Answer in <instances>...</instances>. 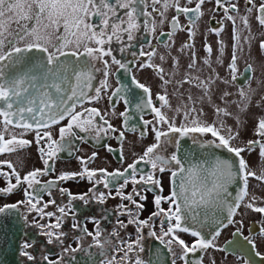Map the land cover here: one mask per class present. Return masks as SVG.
<instances>
[{
    "label": "snow or ice",
    "instance_id": "snow-or-ice-1",
    "mask_svg": "<svg viewBox=\"0 0 264 264\" xmlns=\"http://www.w3.org/2000/svg\"><path fill=\"white\" fill-rule=\"evenodd\" d=\"M138 2L143 4L145 0H0V153L22 151L33 143L24 138L25 135L34 133V142L43 163L42 168H33L21 176L11 161H0V165H7L10 169L7 172L0 170V176L6 181L0 186V196L6 197L23 189V199L0 204V220L14 219L13 237L20 234L18 242L13 240L17 264H37L35 252L38 245L35 238L27 235L29 228L36 229L47 245L61 249L55 259L41 252L40 264H65V256L77 251H85L91 260L93 254L83 247L85 236L92 239L89 249H98L99 264H162L159 253L155 261L141 255L146 250L145 229H148V237L159 241L171 255V264H177L178 260L182 264H204L205 257L213 250L228 253L229 249L235 256L234 264H258L255 258L264 262V253L259 250L260 241L264 240V224L259 227L258 235H245L243 220L236 219L242 207L264 217V198L249 193L250 178L264 183V115L255 121V139L242 142L240 131L244 127L241 115L247 113L252 102L255 100L257 106H264V79L257 82L252 76H245L247 83L237 87L235 95L238 99L235 101L230 99L234 93L227 90L244 75L239 71L238 61L244 45L253 40L251 34H243L249 30V17L239 16L241 28L237 25V17L230 14L239 11L238 5L232 0H215L217 9L223 8L225 18L233 25L232 53L226 65L228 76L222 78L212 68L213 47L205 42L203 48L208 55L202 63L209 73L204 76L203 69L198 67L200 61L192 41L195 25L203 16L205 0H187V4L194 3V7L181 5L180 0H152L153 4H161L163 9H153L161 17L160 25L166 22L169 8H174L177 13L191 14L187 26L179 24L177 15H173L170 21L174 30L188 33L181 51L189 50L190 62L177 79L179 61L176 58H172V62L177 71L169 74L162 66L170 53L160 54L162 63L158 64L138 62V57H148L151 61L157 56L156 48L133 52L129 64L117 59L112 48L108 47L113 40L122 42L126 37L128 43L122 44L120 51H128L130 42L135 40L136 32L141 28L138 15L152 16L147 11L138 12ZM247 3L255 6V19L264 27V0L258 5L255 0H247ZM120 10H124L123 16L118 14ZM252 11L253 7H248L247 12ZM156 23L155 20H146L144 31L155 32ZM209 31L219 37L224 31L222 22ZM173 34L167 33L169 40ZM217 43L216 63L223 65L224 41L218 40ZM166 47L171 48V45L166 44ZM258 47L264 50V36L259 39ZM107 57H111V64L130 74L133 67L154 69L157 73L161 91L155 94V101L151 87L140 82L134 74H131L130 85L121 84L108 96L110 102L114 97L124 101L125 111L119 116L125 118L127 125L130 119L128 106L132 103L129 96L134 98V89L142 90L143 98L134 107L139 112L150 110L152 119L141 116L144 130L140 135H147L150 127L154 142L123 168L109 171L106 167H91L98 157V153L93 152L87 157H75L80 164L78 171H62L54 178L40 179L55 172L59 153L72 152L74 139H85L74 129L89 133L96 140L118 133L116 138L122 142L120 160L124 162L125 132L114 127L106 118L108 113H102L96 107L82 112L75 110L85 99L98 101L101 94L108 91V77L113 73ZM246 67L249 72L254 71L252 64ZM97 72L102 73L104 79L94 88L95 95H89L88 90L93 88ZM253 82L257 83L256 88L252 87ZM221 83L225 88L220 87ZM184 85L189 88L184 89ZM169 86L173 88L171 94ZM172 97L177 100L175 105L171 102ZM206 104L212 108L214 118L211 120L207 118ZM233 104L237 110L235 113L229 110ZM66 117L67 123L59 126L58 136L55 135L53 126L60 125ZM228 118L235 119L236 130L226 123ZM14 129L21 131L16 133ZM132 130H136L135 126ZM207 134L211 139L203 138ZM186 140L191 143L187 144ZM103 147L109 152L114 151L109 144ZM257 149L259 171L254 170L244 156L245 152ZM215 150H223L228 155L222 157ZM165 173L169 174L167 195L163 194ZM76 180L87 181L91 187L85 192L73 193L68 187L61 186L62 182ZM129 184L133 187L127 192ZM98 185H102L105 191L99 190ZM231 185L237 186L235 195L229 190ZM113 189L114 196L122 203L112 212L105 209L102 217L105 220L109 215L117 217L111 232L105 233L100 227L101 219L95 216L86 218L95 225L94 230L89 231L78 220L74 202L80 201L85 206L92 202L104 205L113 197ZM55 192L66 197V202L57 204ZM149 192L153 193L155 210L141 219ZM165 204L167 207L163 206ZM50 205L55 211L47 210ZM124 216H127L126 221L122 219ZM68 218L73 221L71 229L80 232L75 248L65 246L68 234L63 225ZM157 220L159 234L155 228ZM230 225L235 226L234 239L225 241L227 247H221L218 240ZM129 226L135 228L134 239L121 235ZM184 235L191 237V241H187ZM190 254L199 255L190 260ZM72 259L75 260L74 255ZM0 264L4 262L0 260ZM92 264L96 261L92 260ZM210 264H216V260L212 258Z\"/></svg>",
    "mask_w": 264,
    "mask_h": 264
},
{
    "label": "flooded vegetation",
    "instance_id": "flooded-vegetation-1",
    "mask_svg": "<svg viewBox=\"0 0 264 264\" xmlns=\"http://www.w3.org/2000/svg\"><path fill=\"white\" fill-rule=\"evenodd\" d=\"M232 2L238 5V12H231L230 14L237 17V25L240 27L239 16L248 15L250 23L252 20L256 22V24L260 27L261 35L264 36V27H261L259 23L255 19L256 11L255 6L249 5L247 0H232ZM262 0H255V5H258ZM181 5H186L187 0H180ZM189 7H194V3L187 4ZM248 7H253V11L251 13L247 12ZM138 12L147 11L152 13L151 17H146L143 15H138L137 21L141 25V28L136 32V38L134 41L130 42L128 51L121 52L120 48L122 44L128 43L126 41V37L124 41L117 42L115 40L112 41L108 47H111L113 50V55L116 56L117 59H120L122 62L131 64L133 57L132 53L136 52L139 53L141 50L144 51H151L152 48L157 49V56L153 57L150 61L148 57H138L139 61L144 62H155V63H162L159 60L160 54H167L170 53V57L162 63L165 71L169 74L173 71H177L176 67L173 65L172 58H176L179 61V70L177 72V79L184 73L186 70L187 64L190 62L189 58V50L185 49L181 51L182 46L185 41L188 40V33L186 31L181 30H174L171 26V18L173 15L178 16L179 24L187 26L189 24L188 16L191 14H183L177 13L174 8H169L166 12V22L163 25L159 24V20L161 19L158 12H154L153 9H160L161 4H153L152 0H145V3H137ZM124 10L119 11V15L122 16ZM203 16L197 21L195 25V36L193 38L192 43L194 44V50L197 54V57L206 58L208 54L205 53L203 45L205 42L209 43L213 47V53L210 57L212 62V67L216 70L223 68L222 66L228 63L231 53H232V44L233 41L231 40V32H232V22L228 21L224 15V9L219 8L215 4V0H205V3L202 5ZM152 21L155 20L156 23V31H144V24L145 21ZM223 24L224 31L221 32L220 36H216L214 33L210 32V28L219 27L220 24ZM249 23V24H250ZM151 27V23H149V28ZM254 31V30H253ZM168 32H173V36L171 40L167 36ZM261 36V37H262ZM260 39V38H259ZM257 40V46L258 41ZM218 40L224 41V55H223V65L216 63V56L218 55V48L219 45L217 43ZM151 42V45H149ZM166 44H170L171 48L166 47ZM259 48V47H258ZM110 63V71L113 73L108 77V84L109 89L108 91L101 94L100 100H87L85 99L82 104H77L76 111H83V109L96 107L100 109L102 113H108L106 117L109 121L120 131L125 132L126 140L123 141V150L125 155L124 162L120 160V153L119 149L121 146V141L116 138L118 133H113L111 137H102L100 140H96L93 136L89 133H82L78 129H74L77 132L78 136L85 137L84 140L74 139L72 144V152L64 151L58 154V159L55 161V172L50 173L48 177H41L40 179L46 180L49 178H54L62 171H78L80 168L79 161L76 160V156H90L93 152L98 153V157L92 162L90 165L91 167L98 168V167H106L109 171L116 169V168H123L126 167L127 163H131L133 159L139 154H142L143 149L154 142V134L151 132V128L148 129V134L141 137L140 133L144 130V125L141 120V116L143 119L151 120L152 113L150 110L145 109L143 112H139L135 109L134 105L137 103L141 98H143L142 90L134 89V98L132 95L129 96V99L132 101L131 105H129V112L128 116L130 119L128 120L127 125H125L124 120L125 118L120 117L119 113L125 111V103L124 101L120 100L119 97H114L113 100L110 102L108 100V96L111 95L112 91L116 88L120 87L121 84H131V74H134L140 82L145 83L146 85L150 86L153 93V98L155 101V94L158 91H161L160 81L158 79V75L154 69L145 68L143 70H138L135 67L132 69V73H127L122 69H119L117 65L111 64V57H107ZM225 60V61H224ZM252 64L253 72H249L246 65ZM225 65V68H226ZM100 67L101 65H97ZM239 71L243 72L244 75L240 76L238 81L234 84V87H239L245 85L247 81L245 80V76H252L254 78L255 74V66L252 62L246 61L245 63H238ZM198 67L203 69L202 66L199 65ZM104 77L102 73L97 72L95 73V79L93 80V88L89 89V95H95L94 88L100 85V81L103 80ZM188 85H184V89H188ZM168 92L171 94L173 92L172 86H169ZM174 97H172L173 99ZM1 103V102H0ZM113 111L115 115H113ZM2 119V118H0ZM67 123V117L65 120L60 122V125L53 126L54 134L58 136V128L59 126H63ZM133 126H135L136 130L133 131ZM16 133H19L20 129H14ZM198 135V134H197ZM209 136L203 137L204 139H211L210 134ZM26 139L33 141V143L24 148L22 151L13 152V153H0V161H11L12 164L16 167L17 171L20 172L21 176H23L27 171L32 170L33 168H42L43 163L40 160L39 153L37 151V145L34 142V133H27L25 135ZM104 144H109L113 147L114 151L109 152L106 148L103 147ZM141 167H145L141 165ZM0 170L3 171H10L7 168V165H0ZM167 173L163 174V184H164V195L168 194L169 191V180H168ZM14 182V180H13ZM6 183L5 179L0 176V186H4ZM62 187H68L73 193H82L87 191L89 187H91L90 183L87 181H66L61 183ZM132 185L129 184L126 188L127 192L132 191ZM97 188L101 191H105L102 185H98ZM113 197H110L104 205H99L95 202L90 203L89 205L85 206L82 202L76 201L74 202V208L77 211V218L82 223L85 224L89 231H93L95 225L89 222L86 218L89 216H95L97 219H101L100 227L104 230L105 233L111 232L115 221V215H109L108 219H102L104 215V210L107 209L109 212H112L116 208V206L122 203L119 197L114 196L115 190L113 189ZM148 199L145 202L144 211L141 213L140 218L145 219L147 218L152 211L155 210L154 205L152 203L153 193H147ZM23 199V189L17 190L15 193L10 194L8 196H0V204L3 203H13L17 200ZM45 200L48 199L47 195L44 197ZM55 199L57 204H63L66 202V197H61L58 192H55ZM123 203H127V201H123ZM167 207V204L163 205ZM23 210V209H22ZM49 211H55V207L50 205L47 209ZM261 215V214H260ZM264 219V217H262ZM125 221L127 220V216L122 217ZM73 223L71 218H68L64 225L63 230L68 234L67 238L65 239V246L71 245L73 248L76 247L77 241L76 237L80 235L79 231H74L71 229V224ZM253 226H251V230H256L254 232H250L253 234H258L259 227L262 225V222L258 224L256 221L250 222ZM14 219L3 218L0 220V243L6 245V247L0 248V260L4 262V264H17L18 256L14 252L15 244L13 240L15 239L18 242L19 235L17 234L16 237H13V233L15 232V228L13 227ZM155 228L157 234H159V220L155 222ZM235 228L230 231V236H227L222 242L221 247H227L225 241L230 239H234L232 237V233L234 232ZM27 235L29 238H35L37 241V250L35 255L37 257V264H40V256L41 252H45L49 254L50 258L55 259L57 255L61 252L59 246L55 245H47L44 241L43 237H39L37 235V230L34 228H29L26 230ZM148 229L144 230L145 235V252L141 255L144 259H151L155 261L156 254L159 253L160 260L162 264H171V255L167 253L166 249L163 245L159 244V241L155 240L154 238L148 237L147 235ZM121 235L124 238H128L131 236L132 239L135 238V228L134 226H129L127 232H121ZM185 238V237H184ZM186 239V238H185ZM187 240V239H186ZM191 241V240H187ZM92 244L91 237L85 236L83 239V247L86 250L91 251L92 259L90 260L85 251H77L76 253L72 254L75 256V260L72 259V255L65 256V264H92V260L96 261V264H99V260L101 257L98 254V249L95 247L89 249V245ZM109 254H111V249H109ZM229 254L226 259H220L219 256H211L209 254L205 257L204 264H210V260L214 258L216 260V264H234L235 256L231 254V250L226 253ZM199 254L191 255L190 260L195 259L196 256ZM226 257V256H222ZM234 258V259H233ZM258 264H264L261 262L259 258H255ZM177 264H182L181 261H177Z\"/></svg>",
    "mask_w": 264,
    "mask_h": 264
},
{
    "label": "rangeland",
    "instance_id": "rangeland-1",
    "mask_svg": "<svg viewBox=\"0 0 264 264\" xmlns=\"http://www.w3.org/2000/svg\"><path fill=\"white\" fill-rule=\"evenodd\" d=\"M124 14V11L122 13V16ZM242 28L243 26L240 25ZM254 30V31H253ZM244 35L251 34L253 36V40L251 44H245L244 45V52L240 54V59L238 63L242 64L245 63L246 61H250L254 64L255 66V74H254V81H260L261 79H264V50H261L257 46V40L261 38V30L260 27L252 20V23L249 24V30L245 31L243 33ZM250 53V54H249ZM200 63L199 65L203 67V75L207 76L209 73V69L207 66L203 65L202 61L204 58L198 57ZM190 60V58H188ZM225 61V60H224ZM226 63L222 66L223 68L216 70L219 73V76L222 78H227L228 72L227 69L225 68ZM213 68V67H212ZM239 68V66H238ZM221 88H225V85L222 83L220 84ZM253 88L257 87V83L253 82L252 84ZM237 87H234V85L227 87V90L234 93L232 97H230L231 100L235 101L238 99V97L235 95ZM256 99H259V96L256 97ZM172 104L175 105L177 103L176 98L174 97L172 99ZM221 106H223L221 104ZM233 113H235L236 107L235 104L232 105V107L229 109ZM205 111L207 112V118L208 119H213V112L212 108L210 105L206 104L205 105ZM264 115V106H257L255 100L252 102V106L249 108L246 114L241 115V121L244 123V127L240 129L241 131V141L246 142L248 139H255L256 137L253 136V128L255 125L256 119ZM226 123L228 125H231L234 130H236V124H235V119L234 118H228L226 120ZM209 136L208 134L205 135L204 137ZM239 143V141H238ZM245 158L248 160L249 164L252 166L254 170L259 171V164H260V158L258 156V149L252 152H245L244 153ZM249 193L254 194L259 198H264V183L257 181L254 178L249 179ZM259 203V201H258ZM241 214L236 217L237 220H243V232L245 235H249L250 232H254L256 230H251V226H253L250 222L251 221H256L258 224L260 221L262 224H264V219L262 216L258 213L252 212L251 210L244 209L243 207L240 210ZM235 228V226H229L227 229H225L222 232L221 237L218 240L219 245H221V242L227 237L230 236V231ZM250 231V232H249ZM258 234H253V236H256ZM184 237L187 240H191V237L184 235ZM259 250L264 253V240L260 241V246ZM211 256H219L220 259H226L229 254H226L225 252L221 251H215L213 250L211 253ZM226 256V257H222ZM234 259V258H233Z\"/></svg>",
    "mask_w": 264,
    "mask_h": 264
},
{
    "label": "water",
    "instance_id": "water-1",
    "mask_svg": "<svg viewBox=\"0 0 264 264\" xmlns=\"http://www.w3.org/2000/svg\"><path fill=\"white\" fill-rule=\"evenodd\" d=\"M93 83V82H92ZM89 91V90H88ZM2 103V102H1ZM187 144H190L191 142H190V140H186L185 141ZM216 151V154L217 155H221L222 157H227V153H225L223 150H215ZM229 190L230 191H232L233 192V195H235V193H236V190H237V186L236 185H231L230 187H229Z\"/></svg>",
    "mask_w": 264,
    "mask_h": 264
},
{
    "label": "bare ground",
    "instance_id": "bare-ground-1",
    "mask_svg": "<svg viewBox=\"0 0 264 264\" xmlns=\"http://www.w3.org/2000/svg\"><path fill=\"white\" fill-rule=\"evenodd\" d=\"M6 247V245L0 243V248Z\"/></svg>",
    "mask_w": 264,
    "mask_h": 264
}]
</instances>
